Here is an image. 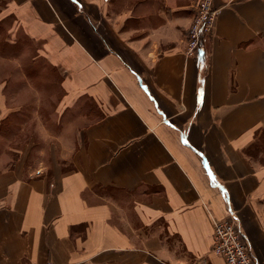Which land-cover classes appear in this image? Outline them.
Instances as JSON below:
<instances>
[{
	"label": "crops",
	"instance_id": "obj_1",
	"mask_svg": "<svg viewBox=\"0 0 264 264\" xmlns=\"http://www.w3.org/2000/svg\"><path fill=\"white\" fill-rule=\"evenodd\" d=\"M79 2L0 0V132L54 139L0 158V264H225L230 212L264 264V0H214L195 56L198 0Z\"/></svg>",
	"mask_w": 264,
	"mask_h": 264
},
{
	"label": "built area",
	"instance_id": "obj_2",
	"mask_svg": "<svg viewBox=\"0 0 264 264\" xmlns=\"http://www.w3.org/2000/svg\"><path fill=\"white\" fill-rule=\"evenodd\" d=\"M216 21L214 0H198L195 17L188 32L186 54L195 56L204 35L212 32ZM212 251L223 258L225 264H260L255 258L252 247L243 233L240 219L235 212L228 218L214 222ZM46 264H54L47 262ZM197 264H203L200 261Z\"/></svg>",
	"mask_w": 264,
	"mask_h": 264
},
{
	"label": "rangeland",
	"instance_id": "obj_3",
	"mask_svg": "<svg viewBox=\"0 0 264 264\" xmlns=\"http://www.w3.org/2000/svg\"><path fill=\"white\" fill-rule=\"evenodd\" d=\"M72 2V4L74 6L77 7V10L79 13H81L79 11L80 9V2L79 0H70ZM49 5H50V2L48 1ZM51 7V5H50ZM3 33V34H2ZM0 33V48H1V43L3 41H5V38H7L5 36L6 32H2ZM3 37V38H2ZM1 50V49H0ZM2 56H4V58H7V59H14V55L11 54V53H6V52H3L0 51V78L2 77H6L8 72L10 71V69L8 70H4V68L2 69V65H4V62L3 61H7L6 59H3ZM30 60V58H28ZM14 66V65H13ZM7 72V73H6ZM16 74V72L14 73V75ZM17 101L16 100H13V101H8L9 103V106L12 104L14 105ZM25 104L26 102L25 101H21L19 104L22 105ZM29 106L30 107H27L26 109H29V111L32 110V105L29 103ZM16 107V105L14 106ZM14 133H9L8 135H4L3 132H0V158L1 157H5L7 156L8 157V161H10V164L12 163H16L18 164V160L21 161V163L24 161V160H21L22 157H26L28 156L29 159H28V163H24V168L25 170H28L29 167H36L37 165H34L32 164L33 160H34V157L35 158H39L40 155H41V151H44L45 154H48V151H49V146L51 143L54 142V139L53 138H47L44 139V137H46L48 135V132H40L39 134L37 133V139L38 141L36 143H38V146L33 149L31 148H25L26 147V144L29 142V140L27 141V138L26 140H17L14 136H12ZM30 135H33L32 133ZM29 135V136H30ZM3 136V137H2ZM32 136H30L31 138ZM33 138V137H32ZM31 140V139H30ZM33 140V139H32ZM27 141V143H26ZM21 151V152H19ZM46 160H48V158H46ZM19 162V165L22 166ZM6 163H0V167L2 166H5ZM8 164V163H7Z\"/></svg>",
	"mask_w": 264,
	"mask_h": 264
}]
</instances>
